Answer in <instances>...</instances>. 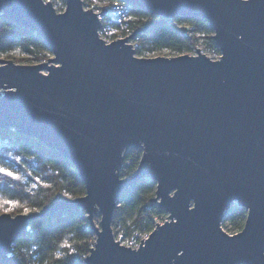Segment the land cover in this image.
Listing matches in <instances>:
<instances>
[{"label": "water", "instance_id": "obj_1", "mask_svg": "<svg viewBox=\"0 0 264 264\" xmlns=\"http://www.w3.org/2000/svg\"><path fill=\"white\" fill-rule=\"evenodd\" d=\"M160 21L207 20L221 55L140 57L130 42H106L107 8L83 0H0V16L40 35L52 56L35 64L0 59V129L14 128L69 159L85 195L39 213L0 216V260L33 217L83 210L96 235L85 264H264V0H119ZM141 148L121 177L124 153ZM141 179L157 184L167 219L137 248L115 237L119 195ZM247 211L243 229L222 228ZM101 215L100 225L95 216Z\"/></svg>", "mask_w": 264, "mask_h": 264}, {"label": "trees", "instance_id": "obj_2", "mask_svg": "<svg viewBox=\"0 0 264 264\" xmlns=\"http://www.w3.org/2000/svg\"><path fill=\"white\" fill-rule=\"evenodd\" d=\"M61 1L65 3V0ZM101 1L112 4L119 0ZM83 3L90 7L86 0ZM152 19L156 23L151 28L130 39L137 56L195 54L201 45L208 52H219L213 41L214 32L207 20L202 18L177 17L171 21H160L132 5L121 23L106 15L101 28L110 26L116 30L111 35L114 39L133 34ZM51 56V50L40 35L0 16V57L17 63L35 64ZM141 155L142 149L134 147L124 153L121 177L134 174ZM0 166L20 175V179H13L0 174V199L19 202V206L10 212L13 215L25 213V209L28 213H39L62 197L73 199L86 193L85 184L69 159L14 128L0 129ZM156 188L154 180L141 179L120 193L113 231L125 245L136 247L167 215L156 202L151 203ZM3 211L0 207V213ZM232 211L233 208L227 212L224 221L230 219L237 222L242 229L247 211ZM95 240L88 217L81 209L58 210L48 216L37 215L30 219L26 233L13 244L15 260H0V264H85Z\"/></svg>", "mask_w": 264, "mask_h": 264}, {"label": "rangeland", "instance_id": "obj_3", "mask_svg": "<svg viewBox=\"0 0 264 264\" xmlns=\"http://www.w3.org/2000/svg\"><path fill=\"white\" fill-rule=\"evenodd\" d=\"M46 1H51L53 3V5H54L55 9L58 12H63L65 10L66 4L63 3L61 0H53L54 2L52 0H46ZM86 4L89 5L90 7H86V6H84V7L91 8V9H93L94 11H96L98 13L100 12V10L102 8H106L107 6L110 5V3L103 2L101 0H86ZM103 19H104V17H103ZM115 32H117V31L114 30L112 27L107 26V27H105V29H102V35H101V37L104 40H106V41L108 40L110 42L111 40H115V38L114 39L111 38V35H113ZM118 38H121V37H118ZM199 48L204 53H206L210 58H212V59H218L220 57V55H221L220 51L218 52V51H215L214 50V51L208 52L206 50V47L204 45L199 46ZM159 55L168 56L166 54H159ZM156 56H158V55H156ZM0 59H9V58H7V57H0ZM62 198L69 199L67 197H62ZM232 208H233V211L232 212H236V213H238V212L239 213H242L243 210H245L244 208H242V207H240L238 205H234ZM167 217H168V215H166L163 219H160L158 222L163 223L167 219ZM100 219H101V215H96L95 216V222H96V224L98 226L100 225ZM236 223L232 222L230 219H228L226 221L223 220L222 227H224L225 231L228 232L229 234H235L234 232H237L238 233L244 227L243 226L242 229H241V228H239V225L236 224ZM139 245H140V243L136 247H133V248H137Z\"/></svg>", "mask_w": 264, "mask_h": 264}, {"label": "built area", "instance_id": "obj_4", "mask_svg": "<svg viewBox=\"0 0 264 264\" xmlns=\"http://www.w3.org/2000/svg\"><path fill=\"white\" fill-rule=\"evenodd\" d=\"M131 7H132V4L130 3L115 1L114 3L106 7L108 10L107 15L110 17L111 20L117 23H121L122 20L126 18ZM102 29H105V28L100 29L99 31L101 33L100 36L102 35ZM115 39H118V38H115ZM106 42H109V41L107 40ZM222 228L224 229V227ZM234 233H237V232H234Z\"/></svg>", "mask_w": 264, "mask_h": 264}, {"label": "snow or ice", "instance_id": "obj_5", "mask_svg": "<svg viewBox=\"0 0 264 264\" xmlns=\"http://www.w3.org/2000/svg\"><path fill=\"white\" fill-rule=\"evenodd\" d=\"M16 159H19V157H16ZM0 174H3L4 176L12 177L13 179H20V175L17 172H14L11 169L3 166H0ZM18 206H19L18 201L0 199V207L4 209V211L0 213V216H6L9 212L14 210V208ZM27 213H28V209H25L24 214L26 215Z\"/></svg>", "mask_w": 264, "mask_h": 264}]
</instances>
